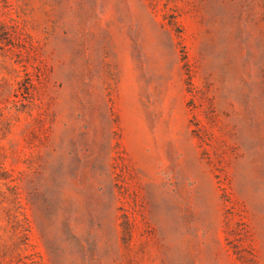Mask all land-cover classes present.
I'll return each mask as SVG.
<instances>
[{
    "label": "rangeland",
    "instance_id": "obj_1",
    "mask_svg": "<svg viewBox=\"0 0 264 264\" xmlns=\"http://www.w3.org/2000/svg\"><path fill=\"white\" fill-rule=\"evenodd\" d=\"M0 264H264V0H0Z\"/></svg>",
    "mask_w": 264,
    "mask_h": 264
}]
</instances>
